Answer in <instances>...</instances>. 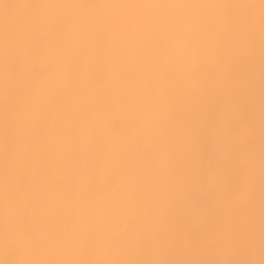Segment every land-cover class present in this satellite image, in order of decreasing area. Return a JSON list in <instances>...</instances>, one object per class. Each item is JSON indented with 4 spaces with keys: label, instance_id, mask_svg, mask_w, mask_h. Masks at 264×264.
I'll list each match as a JSON object with an SVG mask.
<instances>
[{
    "label": "snow or ice",
    "instance_id": "6c2138e0",
    "mask_svg": "<svg viewBox=\"0 0 264 264\" xmlns=\"http://www.w3.org/2000/svg\"><path fill=\"white\" fill-rule=\"evenodd\" d=\"M0 264H264V0H0Z\"/></svg>",
    "mask_w": 264,
    "mask_h": 264
}]
</instances>
